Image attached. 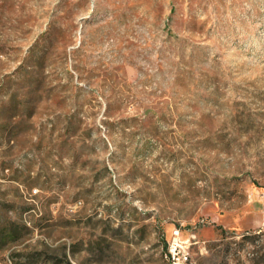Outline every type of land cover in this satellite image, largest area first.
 Returning a JSON list of instances; mask_svg holds the SVG:
<instances>
[{
    "label": "rangeland",
    "instance_id": "1",
    "mask_svg": "<svg viewBox=\"0 0 264 264\" xmlns=\"http://www.w3.org/2000/svg\"><path fill=\"white\" fill-rule=\"evenodd\" d=\"M264 264V0H0V264Z\"/></svg>",
    "mask_w": 264,
    "mask_h": 264
},
{
    "label": "built area",
    "instance_id": "2",
    "mask_svg": "<svg viewBox=\"0 0 264 264\" xmlns=\"http://www.w3.org/2000/svg\"><path fill=\"white\" fill-rule=\"evenodd\" d=\"M189 240L184 241L181 239V229L175 228L172 231L171 239L168 242L166 251L164 253L165 260L168 264H188L189 251L187 243Z\"/></svg>",
    "mask_w": 264,
    "mask_h": 264
},
{
    "label": "bare ground",
    "instance_id": "3",
    "mask_svg": "<svg viewBox=\"0 0 264 264\" xmlns=\"http://www.w3.org/2000/svg\"><path fill=\"white\" fill-rule=\"evenodd\" d=\"M164 258H165V255H164Z\"/></svg>",
    "mask_w": 264,
    "mask_h": 264
}]
</instances>
